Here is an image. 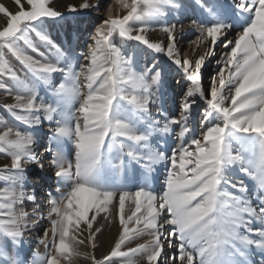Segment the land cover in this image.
Segmentation results:
<instances>
[{"label":"snow or ice","instance_id":"6c2138e0","mask_svg":"<svg viewBox=\"0 0 264 264\" xmlns=\"http://www.w3.org/2000/svg\"><path fill=\"white\" fill-rule=\"evenodd\" d=\"M195 2L187 25L182 0L0 3V108L24 126L0 120V264H264V0ZM82 10L56 43L46 26ZM98 217L117 229L100 258Z\"/></svg>","mask_w":264,"mask_h":264},{"label":"rangeland","instance_id":"374dc122","mask_svg":"<svg viewBox=\"0 0 264 264\" xmlns=\"http://www.w3.org/2000/svg\"><path fill=\"white\" fill-rule=\"evenodd\" d=\"M65 2H67V0H65ZM72 2H78V0H72ZM91 3H95L96 0H90ZM104 3H111V7L113 9V15L116 14L117 10H118V5L116 3V0H103ZM184 6H185V12L182 14V19H183V23L186 22V14L187 12L191 13V16L188 15L187 17L190 18H196L201 16L202 13V9L196 4L195 0H182ZM206 2L210 3L211 0H206ZM0 3H5L6 5H8L9 7H12V3L11 0H0ZM59 10L64 11V7L61 4ZM104 16H107L108 13L105 10L102 13ZM99 14L96 12H93L91 10H82L79 14H66V19L63 21H58L56 23H49L46 26V30L47 32L50 34L51 38L58 44H63L67 39H69V33H71L73 31V27L78 23L81 22L82 26H87V24L89 22H91L94 18H96ZM172 17L170 16L169 19H171ZM2 22V21H0ZM99 20H96V23L99 24ZM155 27V25H154ZM237 31H239V29H237ZM150 38L152 39H163L164 38V34L162 32L159 31H153L151 33H149ZM184 37V42H187L186 44L183 45V42L178 41L179 47L183 50V55L184 56H188L190 58L195 59L196 55H198L199 53L203 52V48H199V51H197V45L196 44H192L191 41H193L195 39V35L191 34L190 32H185ZM39 43V41H37ZM117 45L119 46L121 44V41L119 40V38H117L116 41ZM126 48L132 49V48H136L137 47V42L136 41H128L125 45ZM41 50H45V47L43 45H41ZM216 53H217V57H219V55L221 54V48L218 46L216 49ZM13 64L19 68V65L17 62H15L14 60L12 61ZM215 61L212 62V64L214 65ZM211 67V65H210ZM54 78L56 80V82L58 83L61 79L60 74H54ZM178 76L174 74V79H172L170 77L169 79V87L172 89H175L177 92L180 91V86H178L176 84ZM39 94L41 97L44 98L45 102L50 103L51 102V97L47 94L46 89L41 86V88L39 89ZM4 103H12V100L10 97H7L5 92L3 90H0V104H4ZM0 120L2 121H7V123L9 125H16L19 126L23 129L24 126L22 125H18L17 122L13 121V119L10 117V115L3 109L0 108ZM48 128V123L45 122L44 123V130L46 131ZM3 130V126L0 125V131ZM72 146L71 143L69 142L68 146H67V150L69 151V158L72 159L73 158V154H72ZM5 164H10V158L7 157L5 154L0 153V167H2ZM164 169L161 166L159 168V171L157 172V176L160 177L159 181H155L153 186L157 189V191L160 190V185L162 184V173H163ZM236 175L238 177H240L242 174H240L239 172L236 173ZM36 173L35 170L33 169L32 172L30 173V179H35ZM245 179L246 183H249L250 185L253 183L249 178L247 177H243ZM126 211H127V207H126ZM55 218V217H53ZM99 220V224L95 225V226H100L101 224H104L105 227L103 228L102 232L103 234L99 235V238L97 240V252L96 255L98 258H100L103 254H106L107 251L109 250L110 245L113 242V238L116 236L117 234V229L114 225H108L106 223V221H104L102 218L98 217ZM44 227H50V225L45 222L44 223ZM139 242H143V241H137V243ZM82 250H89V249H82ZM28 256V259H32V253L38 251L40 253L41 256H43L45 254V247L43 245H39L35 242L32 243L31 248L30 249H26L25 250ZM74 264H88L87 261H85L83 258H79L77 259Z\"/></svg>","mask_w":264,"mask_h":264},{"label":"bare ground","instance_id":"6f19581e","mask_svg":"<svg viewBox=\"0 0 264 264\" xmlns=\"http://www.w3.org/2000/svg\"><path fill=\"white\" fill-rule=\"evenodd\" d=\"M188 15H190V16H191L190 10H189V12H187V14H186V16H185V17H187ZM186 20H187V21H186V22H184V24H185V25H187V24H188V19L186 18ZM187 32H188V31H187ZM183 39H184V37H183V38H180V41H179V43L182 41V42H183V45H184V44H186L187 42H184V40H183ZM177 76H178V78H177V81H178V80H180V79H181V77H180L179 75H177Z\"/></svg>","mask_w":264,"mask_h":264}]
</instances>
